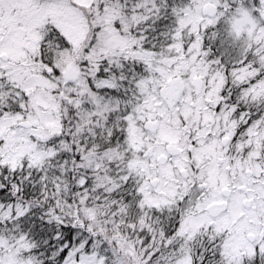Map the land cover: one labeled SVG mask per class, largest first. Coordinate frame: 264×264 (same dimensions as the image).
Listing matches in <instances>:
<instances>
[{
	"label": "snow or ice",
	"instance_id": "1",
	"mask_svg": "<svg viewBox=\"0 0 264 264\" xmlns=\"http://www.w3.org/2000/svg\"><path fill=\"white\" fill-rule=\"evenodd\" d=\"M0 264H264V0H0Z\"/></svg>",
	"mask_w": 264,
	"mask_h": 264
}]
</instances>
